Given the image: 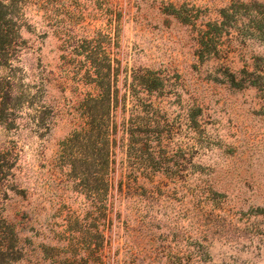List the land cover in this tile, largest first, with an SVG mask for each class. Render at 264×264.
I'll return each mask as SVG.
<instances>
[{
  "label": "rangeland",
  "instance_id": "374dc122",
  "mask_svg": "<svg viewBox=\"0 0 264 264\" xmlns=\"http://www.w3.org/2000/svg\"><path fill=\"white\" fill-rule=\"evenodd\" d=\"M0 264H264V0H0Z\"/></svg>",
  "mask_w": 264,
  "mask_h": 264
},
{
  "label": "trees",
  "instance_id": "16d2710c",
  "mask_svg": "<svg viewBox=\"0 0 264 264\" xmlns=\"http://www.w3.org/2000/svg\"><path fill=\"white\" fill-rule=\"evenodd\" d=\"M12 81H13V77L11 75H7L3 77L0 76V92L5 91L6 95H9L10 91H14ZM3 112L4 110L1 109L0 110L1 115L3 114Z\"/></svg>",
  "mask_w": 264,
  "mask_h": 264
}]
</instances>
